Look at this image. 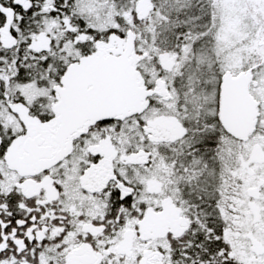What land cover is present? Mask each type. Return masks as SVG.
Listing matches in <instances>:
<instances>
[{
  "label": "snow or ice",
  "instance_id": "snow-or-ice-1",
  "mask_svg": "<svg viewBox=\"0 0 264 264\" xmlns=\"http://www.w3.org/2000/svg\"><path fill=\"white\" fill-rule=\"evenodd\" d=\"M0 264H264V0H0Z\"/></svg>",
  "mask_w": 264,
  "mask_h": 264
}]
</instances>
